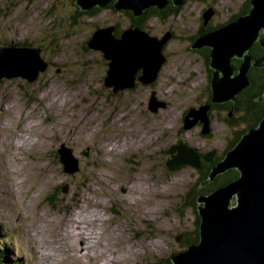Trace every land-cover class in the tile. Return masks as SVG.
Segmentation results:
<instances>
[{
	"label": "rangeland",
	"instance_id": "1",
	"mask_svg": "<svg viewBox=\"0 0 264 264\" xmlns=\"http://www.w3.org/2000/svg\"><path fill=\"white\" fill-rule=\"evenodd\" d=\"M246 1L186 0L175 15L160 20L149 16L142 30L160 35L159 40L170 30L196 31L205 24L200 18L208 2L216 11L207 21L212 30ZM108 4L80 16L73 0H0V48L27 43L40 47L49 63L32 80L22 75L0 80V249L7 254L0 264H48L46 259L50 264H90L89 255L81 253L78 259L66 252L57 255L58 260L42 255H53L61 243L64 248L80 247L63 231L68 211H76L81 219L89 212L101 214L92 255L127 250L132 259L124 264H170L172 254L184 250L196 228L188 198L198 173L188 164L171 169L168 154L162 152L179 141L195 150L212 147L221 152L241 128L228 125L222 119L227 111L216 108L210 112L209 137L202 136L196 124L180 129L185 109L206 104L203 85L208 81L201 57L187 48V36L163 41L168 58L152 85L138 83L117 92L106 87L102 53L86 47L87 39L96 28L114 22L124 27L129 21ZM18 49H6L11 50L6 54L22 56ZM151 94L165 106L150 111ZM59 149H65L72 167L76 165L72 173L64 170ZM133 185L139 193L131 191ZM153 188L163 196L152 194ZM87 198L103 201V208L90 207ZM134 198L138 202L131 207ZM87 222L91 227L83 225L90 232L89 217Z\"/></svg>",
	"mask_w": 264,
	"mask_h": 264
},
{
	"label": "water",
	"instance_id": "2",
	"mask_svg": "<svg viewBox=\"0 0 264 264\" xmlns=\"http://www.w3.org/2000/svg\"><path fill=\"white\" fill-rule=\"evenodd\" d=\"M109 0H74L81 10L93 7L103 8ZM170 0H116L117 10H129L135 16L152 6L163 8ZM179 6L184 0H171ZM250 9L238 15L232 21L197 36L192 48H210V67L213 69L211 80V100L223 102L235 99L242 88L250 84L248 70L252 56V45L259 41L263 56L254 60L255 66L264 61V42L259 39L264 33V0H249ZM202 14L204 23L210 19L214 10L208 8ZM115 27L96 28L88 40V47L103 53L107 63V75L104 85L117 92L123 88L135 87L136 81L150 84L156 79L161 65L165 62L162 52L163 40L149 35L138 27H129L120 37L114 35ZM16 48L22 56H8L6 53ZM11 53V52H10ZM1 56H5L1 58ZM242 58L236 72L231 64L232 58ZM47 62L41 56V48L35 46H9L0 48V80L4 77L22 75L28 80L47 69ZM151 94L148 108L155 112L164 107V101L155 99ZM264 100V90L260 97ZM210 106L201 105L191 108L184 116V129H190L198 121L203 123L202 133L209 132ZM231 116V115H229ZM65 149H59L60 161L64 170L72 173L76 165L71 166L63 155ZM172 155L166 164H188L198 168L199 154L186 143H180L168 149ZM213 152L208 153L211 160ZM235 168L239 176L217 187L208 194L197 196V210L200 216L198 241L183 251L170 257L171 264H264V115L256 126L241 136L238 142L211 169L209 181L229 169Z\"/></svg>",
	"mask_w": 264,
	"mask_h": 264
},
{
	"label": "trees",
	"instance_id": "3",
	"mask_svg": "<svg viewBox=\"0 0 264 264\" xmlns=\"http://www.w3.org/2000/svg\"><path fill=\"white\" fill-rule=\"evenodd\" d=\"M73 3L76 6V14H78L80 16L92 15V14L96 13L97 11H99L100 9H103V8L93 7V8H90L89 10H81L80 7L77 4H75L74 0H73ZM115 3H116V0L115 1L111 0V3L108 4L109 7H107V8H111L114 11L122 12L129 19L128 22H132V24H134L133 26H137L139 28H142V26L145 25V24L147 25V23H145V22L147 20H150V17L151 18L154 17L155 19H159V20H160V18L164 19L169 14L175 15L176 11H178V9H180L179 8L180 5L176 6L171 1H169V3L167 5H165L163 8H157L156 6H152V7H149L147 9H145L142 12L141 15L135 16L129 10H117L114 7ZM208 4H207V9L208 8H212L214 10L212 4L210 2H208ZM249 9H250V4H249V0H247L244 3L243 9L240 10L239 12H237V13H234L231 16V19L230 20L228 19V20L231 21L232 19H235L238 15L248 12ZM214 14H215V12H214ZM214 14H213V16H214ZM201 19L203 21V18H201ZM209 21H211V20H209ZM229 21H225V24L228 23ZM209 27L213 28V26L210 25V24H209ZM215 27H217V26H215ZM119 29H121L123 31V27H120ZM122 31L119 32V33H116V35H115V32H114V35L116 37H120V34L122 33ZM197 36H198V34H194L193 37L190 38V40L193 39L195 41ZM260 37L263 39V42H264V33L261 32ZM90 38H91V35L88 37L87 42H88V40ZM194 41H193V43H194ZM87 42H86V47H88ZM190 43H191V41H190ZM19 45L28 46L29 44L23 43V44H19ZM250 51L255 56H259V55L263 56V48H262V46H261L259 41L255 42L252 45ZM204 55H207V57H208L207 60L204 61L205 62L204 64L208 68V70H209L208 74L210 75L209 76V87H208V90H209V92H208L209 93L208 105L209 104L210 105H212V104L213 105H217V107H220V109L223 112L227 111L226 112V116H222V119L225 120V122L228 125H230V126L238 125V126H241V128L239 130H237L236 132H234V137L231 139L228 147L226 149H223L221 152H217L215 158H213L211 160H207V158H205L206 153H203L199 157V160L201 158V160L203 162H205L206 166L203 165V167L201 169H196V172L198 173V177H197V179L195 181L194 188L192 189V192H191V194H190V196L188 198L189 204L193 208V211L196 213L195 214V216H196V221H195L196 228L194 229V233L191 236L192 238L190 239V241H188L186 243V245L184 246V249H186L190 244L197 242L198 241V237H199L198 236V227H199V222H200L199 221L200 216H199V213H198V210H197V201H196L197 196L208 194L209 192H211L212 190L216 189L217 187L222 186V185L226 184L227 182L237 178L239 176V172L235 168H232V169H229L227 171H224V172L218 174L214 178V180L209 181L205 185H200L201 182L204 179L208 178L212 167L220 159H222V157L238 142V140L247 131V129H249V128L253 127V126H256L259 123V121L262 119L263 115H264V100H260V98H259V100L257 99L259 96L261 97V95L263 93V90H264V68L261 69V70H263L262 72L258 71V69L254 68V67L251 69L252 74H254L258 78L256 80H254L255 85L253 87L249 84L248 86L242 88V90L237 95H235V99H228V100L223 101V102H213L211 100V97H212L211 80H212L213 69L209 65L210 64V48L209 47H208L207 53L204 54ZM102 56H103V60H102L103 64L108 69V67H107L108 61L104 58L103 53H102ZM165 57H166V55H165ZM233 59L234 58H232V60ZM241 62H242V59L240 61V64H241ZM239 65H237V67H239ZM252 66H254V65H252ZM252 74H251V77H253ZM106 75H104L103 80H104ZM156 80H157V78L152 83L147 84V85H152L153 83L156 82ZM138 83H140V82L136 81V85ZM198 107H199L198 105L195 106V108H198ZM191 108H193V107L190 106L187 109H185L184 112H183V119L181 120L182 121V125L180 127L181 130L184 129V116L188 113V111ZM231 112H232V114L234 112L236 114L239 113V115L237 116L235 114V116H229V115H231L230 114ZM197 123L201 124L199 126V128L201 130L200 134L205 135V134L202 133L203 123L200 122V121H198ZM181 166H183V165H181V164L180 165H171L169 167L171 169H177V168H179ZM52 201H54V200H52ZM5 252H6V250H1L0 249V258L3 260V262H4V259L5 260L7 259V254ZM15 263L16 262L11 263V264H15Z\"/></svg>",
	"mask_w": 264,
	"mask_h": 264
},
{
	"label": "bare ground",
	"instance_id": "4",
	"mask_svg": "<svg viewBox=\"0 0 264 264\" xmlns=\"http://www.w3.org/2000/svg\"><path fill=\"white\" fill-rule=\"evenodd\" d=\"M109 3V1L106 3V5ZM105 5V6H106ZM261 34V33H260ZM259 39H262L260 36H259ZM263 40V39H262ZM255 62V61H254ZM254 62H251V65H254L253 63ZM47 64H49V63H47ZM255 66V65H254ZM48 67V66H47ZM58 101V100H57ZM53 103V102H52ZM58 103V102H57ZM60 104H61V102H60ZM59 105V104H58ZM57 106V105H56ZM104 147V146H103ZM107 147V146H106ZM102 148V147H101ZM99 149H100V147H99ZM107 149V148H106ZM112 149V148H111ZM99 151V150H98ZM101 151H102V149H101ZM106 152H108V151H106ZM102 153V152H101ZM104 153V152H103ZM99 161L101 162H103L104 163V161H103V159L101 158V159H99ZM139 187V186H138ZM131 188V191H134L135 192V194L136 193H139L138 192V190L139 189H137V186H135V185H133L132 187H130ZM137 189V190H136ZM130 190V189H129ZM152 194H156V195H159V196H163V194H162V191H159V190H156V189H152ZM161 194V195H160ZM76 195V194H75ZM130 195V194H129ZM78 197V196H77ZM123 198V197H122ZM124 198H125V196H124ZM135 200L132 202V200H128L129 201V205L131 206V207H133L137 202H138V200L136 199V198H134ZM139 199V198H138ZM86 200V202L89 204V206L90 207H98V208H103V206H104V202L103 201H101V200H90L89 198H87V199H85ZM74 203H76V204H78V202L77 201H75ZM79 204H80V202H79ZM67 208H69L68 207V205H67ZM100 210V209H99ZM98 210V211H99ZM76 212V211H75ZM69 212L68 211V213H67V215L64 217V219H63V226H65L64 228H63V231H66V233H67V235L69 234L70 236H72L73 238H75L76 240H78V246H80L79 248H77L76 247V245H74L73 247H72V245L70 246H68L67 248H64L63 246H61L62 245V243L60 244V245H58V247L56 248V250H54V252L52 253L53 255H50V253H42V255L45 257V256H48L49 258H52L53 260L54 259H57L58 260V257H57V255H59V254H65L64 252H66L67 253V256H76V258L78 257L79 258V256H80V253L82 254V255H89V260H90V264H110V263H112V264H124L126 261H128L129 259V257H128V255L126 254V252H127V250H122V251H120L118 254H117V252L116 251H114L113 249H109L108 251H106V252H103V251H101V253H98V252H96L95 254H91V252L89 251L90 250V248H91V246H93L92 245V243H94V241L96 240V242L98 243L99 241H97V234H98V231H97V229H98V225H97V223L99 224V221L101 222L102 220H101V214L99 215V213L98 212H95V213H90L89 212V218H90V220H91V222H92V225H93V228H92V231H90V232H87V229H86V227H85V225H83L84 223H86V225L88 226V227H91V225H90V223H88L87 222V220H88V217L86 216V219H81V218H79V214L76 212ZM139 213H142V210H140L139 211ZM64 214V213H63ZM65 215V214H64ZM91 215H93L92 217H90ZM141 215V214H140ZM43 216H45V215H43ZM42 217V216H41ZM144 217H146L147 219L146 220H148L149 219V217L147 216V215H145ZM104 220V219H103ZM155 222H156V220H155ZM116 229V228H115ZM20 230H22L21 228H20ZM109 231V230H108ZM110 233L111 232H114V228H112L110 231H109ZM65 236V235H64ZM33 237V236H32ZM35 237H37V236H35ZM57 238V237H56ZM71 238V237H70ZM108 238V237H107ZM34 240V239H33ZM39 240V239H38ZM73 240V239H72ZM98 240H100V239H98ZM50 243V242H49ZM100 244V243H99ZM108 244V243H107ZM106 244V245H107ZM40 245V244H39ZM100 245H102V246H104L105 244L104 243H101ZM33 246V245H32ZM34 247V246H33ZM125 249V248H124ZM149 249H150V251H151V253L153 254L154 253V249L151 247V246H149ZM33 250H35V249H33ZM47 251V250H46ZM56 252H58L57 254H56ZM39 253V251H36V253L34 252L33 253V255H34V257H36V254H38ZM130 253V252H129ZM131 255V254H130ZM67 256H66V258H67ZM132 256V255H131ZM77 258V259H78ZM131 258V257H130ZM38 259V258H37ZM128 259V260H127ZM132 259V258H131ZM39 260V259H38ZM79 261V260H78ZM39 262H41V260H39ZM45 262H49L48 264H50V260H48V259H46V261ZM81 262V261H80ZM130 262V261H129ZM43 264H45V263H43Z\"/></svg>",
	"mask_w": 264,
	"mask_h": 264
},
{
	"label": "flooded vegetation",
	"instance_id": "5",
	"mask_svg": "<svg viewBox=\"0 0 264 264\" xmlns=\"http://www.w3.org/2000/svg\"><path fill=\"white\" fill-rule=\"evenodd\" d=\"M115 1V0H114ZM171 1V0H170ZM169 3V2H168ZM167 3V4H168ZM186 3V0L180 5V6H182V5H184ZM166 4V5H167ZM180 8V7H179ZM243 8H241L240 10H242ZM239 10V11H240ZM238 11V12H239ZM216 12V11H215ZM213 14H214V12H213ZM213 16V15H212ZM232 16V15H231ZM231 16L228 18L229 20L231 19ZM202 17V16H201ZM186 20V19H185ZM229 20H227V21H229ZM233 20V19H232ZM231 20V21H232ZM200 21H201V18H200ZM209 21V20H208ZM168 22H172V20H169ZM173 22H175V21H173ZM134 24H132V22H127V23H125L124 24V27L122 26V25H120V24H118L117 22H114V27L116 28V30L114 29V32H115V35H116V33H119V32H121L122 30L121 29H119L120 27H123V29H125V27L126 26H130V27H137V26H133ZM139 28V27H138ZM140 29H142V28H140ZM206 31H210V27H209V24H208V22L206 23V24H201V25H199L198 27H196V31H192L191 29H185V30H179V32L181 33V34H178V33H174V31L173 30H170L169 32L171 33V38H174V37H178V38H184V37H186L188 40H189V43H190V41H191V43L187 46V48H189V50H191V52H193L194 54H196L197 56H200L201 57V59H202V64L203 65H205L204 63V61L205 60H207V55H204V54H206L207 53V51H208V47H201V48H198V49H193L192 47H191V45H192V43H193V39H191L190 40V38L191 37H193V35L194 34H202V33H204V32H206ZM113 32V33H114ZM154 36V35H153ZM157 37H159L160 35H156ZM251 49V48H250ZM249 53H250V55L252 56V61H254V60H256V59H258L261 55H259V56H255V55H253L252 53H251V51L249 50ZM165 58H168L167 56L165 57ZM240 61H241V59H238V58H234L233 60H231V64H232V66L234 67V69H235V71H234V73L236 72V69H237V65H239L240 64ZM239 63V64H238ZM206 67V66H205ZM256 68V69H258V71H260V72H262L263 70H261V69H263L264 68V62L262 63V65L261 66H250V68H249V70H248V76H249V79H250V85L253 87L254 85H255V83H254V80H256V79H258L254 74H252V72H251V69L252 68ZM48 68V67H47ZM208 72H209V70H208V68H207V72H206V76H207V79H208V81H207V83L205 84V85H203L204 86V89H205V97H204V99H203V103H206V104H208V97H209V90H208V87H209V74H208ZM251 74L253 75V77H251ZM207 89V90H206ZM259 98H260V96L257 98L258 100H259ZM209 106H210V108L208 109V111H207V114H208V117H209V132L207 133V134H205V135H202V136H204V137H209L210 136V134H211V121L210 120H212V115L210 114V112L213 110V109H216V108H220V107H217V105H210L209 104ZM192 107H194V106H192ZM232 115V114H231ZM182 119H183V114H182ZM201 124L200 123H196V127H199ZM180 143H184V142H181V141H179V142H177L175 145H178V144H180ZM203 148V147H202ZM198 151V154H199V157L203 154V153H206V156L208 155V153H211V152H213V154H212V156H211V159H213V158H215L216 157V154H217V152H220L218 149H216V148H209V149H207V150H197ZM163 154H168V158H171L172 157V155L169 153V151H168V149H166L165 150V152H162ZM171 156V157H170ZM205 158H207V157H205ZM182 165H184V164H182ZM199 165H200V167H198L197 169H201L202 167H203V165L204 166H206L205 165V162H203L202 160H201V158H200V162H199Z\"/></svg>",
	"mask_w": 264,
	"mask_h": 264
}]
</instances>
